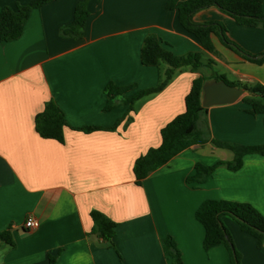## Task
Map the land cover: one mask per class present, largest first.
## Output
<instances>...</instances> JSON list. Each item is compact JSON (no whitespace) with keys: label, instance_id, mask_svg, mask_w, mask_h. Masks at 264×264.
Here are the masks:
<instances>
[{"label":"crops","instance_id":"1","mask_svg":"<svg viewBox=\"0 0 264 264\" xmlns=\"http://www.w3.org/2000/svg\"><path fill=\"white\" fill-rule=\"evenodd\" d=\"M170 0H54L34 10L23 36L0 42V264H172L163 243L171 236L184 264H232L225 245L204 246L205 228L196 212L207 200L250 204L264 216V156L250 154L239 171L217 168L203 184L189 182L196 166L233 162L231 150L196 144L135 183L136 160L162 143V129L186 110L193 81L217 75L245 90L233 104L207 108L200 127L208 139L264 145V115L253 116L246 89L264 87V61H248L212 35L216 54L181 24ZM28 0H0L16 7ZM87 3L90 16L79 39L61 29ZM197 23L220 22L246 54H264V29L237 24L218 8L198 12ZM149 36L178 56L214 61L198 72L177 70L161 92L134 103L127 99L155 87L168 66H146L141 52ZM264 59V58H263ZM261 60V59H260ZM131 86L112 110L107 86ZM203 100V99H202ZM53 101L65 114V142L44 139L35 118ZM98 127L86 133L81 129ZM118 224L113 243L94 232L92 212ZM38 228H25L28 217ZM242 264H264V246L230 216L222 218Z\"/></svg>","mask_w":264,"mask_h":264},{"label":"trees","instance_id":"2","mask_svg":"<svg viewBox=\"0 0 264 264\" xmlns=\"http://www.w3.org/2000/svg\"><path fill=\"white\" fill-rule=\"evenodd\" d=\"M52 1L54 0H28L26 4H17L14 8L4 7L0 13V42L20 39L31 13ZM167 8L178 11L182 26L198 37L203 48L208 52L217 53L212 41V35H217L224 44L242 53L248 61L257 64L264 61V59H256L246 54L241 46L228 37L227 29L222 23H197L194 21V16L198 12L218 8L224 14L232 17L239 25L264 29V0H170L167 3ZM89 16L90 12L86 2L77 5L73 23L61 29L62 37L81 38ZM141 59L146 66L160 67L162 64H166L168 68L161 72L158 85L138 92L135 96L127 99L129 103H134L164 90L174 79L177 70L191 67L192 71L198 72L200 68L214 64V61L211 60L205 63L202 57L195 53L178 56L165 48L155 36H149L146 39ZM213 79L220 81L225 80V77L217 75ZM211 80L205 76H199L193 81L192 89L186 97L185 112L178 115L162 129V143L159 147L150 148L146 154L136 160L134 165L136 185L141 186L153 172L169 164L176 156L196 144L205 146L212 142L214 146L231 150L235 154L233 162L220 161L210 167L198 164L196 174L188 178V181L200 184L205 183L221 166H226L230 171H239L243 167L244 158L247 155L260 154L264 156V145L243 146L208 139L209 128L207 126L201 128L200 119L208 112V109L202 105L203 86ZM133 88L131 86L119 87L110 83L106 88L109 97L106 110H112L116 106L118 98ZM246 90L250 95L243 97V101L250 106L248 113L253 116L264 115V87L256 84ZM35 123L36 130L42 138L56 140L60 143L65 142L64 129L68 126V122L64 112L53 101L46 103L44 111L36 116ZM99 129L98 127H86L81 130L90 133ZM224 216L232 217L244 233L256 238L259 247L264 246V216L250 204L223 200H207L196 212L197 220L205 228L204 246L206 250L218 245H225L230 252L232 264H242V255L236 250L230 232L223 224ZM92 218L94 221L93 231L99 232L102 240L113 243L118 224L98 211L92 212ZM0 239L9 245H14V240L9 232L0 233ZM163 247L165 255L171 259L172 264H184L182 252L173 237H167ZM51 264H54V259Z\"/></svg>","mask_w":264,"mask_h":264},{"label":"water","instance_id":"3","mask_svg":"<svg viewBox=\"0 0 264 264\" xmlns=\"http://www.w3.org/2000/svg\"><path fill=\"white\" fill-rule=\"evenodd\" d=\"M256 59H263V55L255 57ZM243 88L230 85L225 80L208 81L203 86V100L204 108H211L214 106L228 105L237 102L244 95Z\"/></svg>","mask_w":264,"mask_h":264},{"label":"built area","instance_id":"4","mask_svg":"<svg viewBox=\"0 0 264 264\" xmlns=\"http://www.w3.org/2000/svg\"><path fill=\"white\" fill-rule=\"evenodd\" d=\"M25 228L29 231H34L38 228V223L36 219L32 216L28 217L25 222Z\"/></svg>","mask_w":264,"mask_h":264},{"label":"rangeland","instance_id":"5","mask_svg":"<svg viewBox=\"0 0 264 264\" xmlns=\"http://www.w3.org/2000/svg\"><path fill=\"white\" fill-rule=\"evenodd\" d=\"M228 32V29H227ZM229 37V36H228ZM230 38V37H229ZM232 40V39H231ZM233 41V40H232ZM235 42V41H234ZM236 44H238L237 42H235ZM239 45V44H238ZM240 46V45H239ZM259 56V55H258ZM245 146H255V145H245Z\"/></svg>","mask_w":264,"mask_h":264}]
</instances>
